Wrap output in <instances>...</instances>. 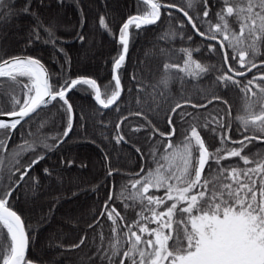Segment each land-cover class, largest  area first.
<instances>
[{
	"label": "trees",
	"instance_id": "obj_1",
	"mask_svg": "<svg viewBox=\"0 0 264 264\" xmlns=\"http://www.w3.org/2000/svg\"><path fill=\"white\" fill-rule=\"evenodd\" d=\"M160 2L185 8L196 19L200 30H207V25L197 18V12L202 14L203 11L202 3L197 0H194L192 9L186 7V0ZM208 5L209 18L215 22V13L222 6L220 0H208ZM26 6L29 9L27 13L23 11ZM146 7L141 0H3L0 6V60L15 55H30L43 62L52 74L51 83H62L59 77L86 76L96 79L103 89L111 80L113 58L121 48L118 44L120 27L128 16L143 14ZM169 12L172 13L171 17ZM101 17H104L110 31L100 25ZM37 20L45 27L53 28L58 37L55 49L51 44L42 42L47 39L43 29H40L41 41L31 37ZM180 21L185 20L178 12L162 8L161 19L156 24L139 30L130 29L129 51L120 70L124 91L119 101V112L115 108L101 109L89 91L78 87L68 95L73 106V130L57 147L49 150L43 147L41 141L55 145L52 137L63 133L67 116L61 108L62 102L53 101L32 114L31 118L12 131L10 139L6 131L0 132V140L7 145L6 149L0 147V195L20 181V172L32 160L44 156L29 170L9 198L10 206L21 215L29 230V260L36 264H108V260L102 257L111 255L109 241L113 235L110 230L112 221L105 215L95 222L110 193L113 200L109 201V206L114 205L125 217V224L137 219L139 204L132 207L133 202L126 199L135 191L130 181L156 169L152 155L154 150L156 159L164 164L165 161L160 159L164 153L162 145L168 141L159 133L170 131L169 116H172L176 129L172 138L174 145L183 140L186 129L195 123L209 151L215 152L221 147L219 137L224 130L212 123L213 118L222 117L223 122L231 126L227 132L231 140L253 135L250 131L242 133L240 122L236 119L243 114L242 93L235 87L225 88L215 83L216 77L222 75L217 70L222 64L219 52L211 53L207 48L208 42L196 36L186 21L181 28ZM173 31L183 32V36L177 34L173 37ZM81 35L83 40L78 38ZM30 38L32 43H29ZM61 48L63 52L57 50ZM184 48H199V52H193V59L204 65H215V68L199 78L175 69L166 74L165 63L183 65L186 57L180 49ZM228 51L231 52L230 49ZM259 61H264V46H261L260 55L255 58V62ZM236 68L241 70L239 65ZM223 70L227 71L225 66ZM261 71L264 69L257 68L246 78H237L244 82ZM164 79H167V85L161 83ZM0 81V111H12L9 95L22 96V84L9 83L7 78H0ZM23 83H28L26 78ZM153 93L154 99L150 95ZM213 95L221 97V100H212ZM184 100L197 105H204L209 100L212 103L204 107L208 110L203 111L208 114L203 117L195 118L196 110L187 105L178 109L176 114L171 113L170 109ZM224 100L228 102L227 105L222 102ZM137 112L143 115H134ZM181 113L191 115L181 118ZM144 116H147V120ZM121 117H128L119 129L125 142L117 143L114 139L117 135L115 125ZM206 119L209 123L207 129L203 127ZM148 121H151V125ZM213 127L217 128L216 134L209 130ZM135 128L141 130L134 131ZM154 129L159 130L155 135ZM25 141L36 144L35 150L24 151L20 146ZM238 146L231 141L225 145L228 149ZM136 149H140V152ZM257 153L264 155V141H253L243 154L255 159L254 154ZM221 165L244 167L239 158L222 160ZM216 167L212 163V168ZM16 168L20 172H16ZM44 169H48V172ZM110 169L113 170L112 176L108 175ZM208 174L206 166L204 175ZM149 194L162 197L165 190L150 189ZM125 203L130 205L127 209ZM123 231L127 229H122L121 239ZM100 233H103V239ZM82 237L85 242L79 248L69 247L79 243ZM8 242V238L0 233V248ZM118 260L119 257L114 258L115 264H118Z\"/></svg>",
	"mask_w": 264,
	"mask_h": 264
},
{
	"label": "snow or ice",
	"instance_id": "obj_2",
	"mask_svg": "<svg viewBox=\"0 0 264 264\" xmlns=\"http://www.w3.org/2000/svg\"><path fill=\"white\" fill-rule=\"evenodd\" d=\"M141 2L147 6L144 13L128 16L119 29L118 44L121 48L113 58L111 80L103 89L96 79L90 77H59L62 83H51L52 74L39 59L31 56H14L0 60V78H7L12 84H22V96L9 95L13 110L0 111V116L12 118L0 119V132L6 131L10 139L12 131L16 130L25 118H31L32 114L46 108L53 101L62 102L61 108L67 116L63 133L52 137L56 141L55 145L50 146L41 141L43 147L49 150L58 146L73 130V106L67 96L78 87L89 91L94 101L103 109L115 108L119 112V101L124 91L120 70L129 51V30H139L142 26L156 24L161 19L162 8H177L175 4L165 5L160 0ZM197 2L203 5L202 14L197 12V18L207 25L206 31L200 30L196 19L189 15L185 8H178V11L183 14L196 34L208 42V50L213 54L219 52L222 64L217 70L221 71L222 75L216 77L215 83L225 88L235 87L242 93L243 114L238 115L236 119L240 122L242 133L250 131L253 135H243L240 140H231L227 134L231 126L226 125L222 117L213 118L212 123L224 130L219 137L221 147L215 152L209 151L195 123L186 129L183 140L174 145L172 138L176 129L172 116H169L170 131L159 133L168 141L162 145L164 153L160 157L168 162L167 166L156 159L154 150L152 155L157 164L156 169L130 181L131 188L135 191L126 199L133 202L132 207L139 204L137 219L125 224V217L114 205L109 206V201L113 200L111 193L105 201L104 211L100 213L112 221L110 230L113 235L109 241L111 255L102 257L108 260V264H115V257H119L118 264H125V261H128V264H264V155L254 154L256 158L253 159L243 154L253 141H264V71L253 75L251 79H245L244 82L237 78H246L253 69H264V61L259 64L255 62V58L260 55L261 46H264V0H220L222 6L215 13V22L209 18L208 0ZM2 5L3 0H0V6ZM186 7L192 9L194 0H186ZM23 11L27 13L28 7ZM168 15L171 17L172 13L169 12ZM99 23L110 31L104 17L100 18ZM179 23L183 28L185 21ZM40 29L47 34V39L42 40ZM177 34L183 36V32L171 33L173 37ZM113 36L116 38L115 34ZM31 37L56 48L58 37L53 28L45 27L39 20ZM78 38L84 39L82 35ZM188 39L191 40L192 37L189 36ZM29 43H32L31 38ZM57 50L63 52L62 48ZM180 51L186 57L183 65L165 63L166 74L175 69L179 73L199 78L215 68V65H204L193 59V52H199V48H184ZM236 65H239L241 70H237ZM224 66H227V71L223 70ZM25 78L28 83H23ZM161 83L167 85V79ZM150 95L154 99L155 94ZM212 100H221V97L213 95ZM212 100L208 103H212ZM222 102L226 105L228 103L226 100ZM186 105L193 108L206 107L184 100L182 103H176L170 111L176 114L178 109ZM134 115L141 116L143 113L137 112ZM184 115L191 114L181 113V118ZM127 119L128 117H121L115 125L117 135L114 139L117 143L124 141L119 129ZM144 119L147 120V116H144ZM148 124L151 125V121H148ZM203 127L209 128L207 119ZM209 130L214 134L217 132L216 127ZM158 132V129H154L153 135ZM227 141L239 146L228 149L225 147ZM0 147L6 149L7 145L0 140ZM20 147L24 151H32L35 150L36 144L25 141ZM136 151L139 153L140 149ZM230 158H239L244 167L221 165L222 160L227 161ZM43 159V155L37 156L23 172L16 168V172H20V181ZM210 161L217 166L215 169ZM206 166L209 169L207 176L204 175ZM44 171L47 173L48 169ZM108 175L112 176L113 170L110 169ZM20 181H16L15 186H18ZM15 186L0 195V233L9 240L0 248V264H33L26 255L30 243L29 230L21 215L9 204ZM150 189H164L165 194L162 197L151 195ZM129 206L127 203L124 205L126 209ZM150 224L156 226L150 227ZM124 228L127 231H123L121 239ZM100 236L103 239V233H100ZM84 242L85 238L82 237L79 243L69 247L79 248ZM105 252L107 253V250Z\"/></svg>",
	"mask_w": 264,
	"mask_h": 264
},
{
	"label": "water",
	"instance_id": "obj_3",
	"mask_svg": "<svg viewBox=\"0 0 264 264\" xmlns=\"http://www.w3.org/2000/svg\"><path fill=\"white\" fill-rule=\"evenodd\" d=\"M164 4V3H163ZM165 5H170V4H165ZM178 8H181V7H178L177 6V8H172L171 10H174V11H176V12H178L183 18H184V20L186 21V18L183 16V14L181 13V12H179L178 11ZM163 9H169V8H163ZM187 22V21H186ZM190 27H191V25L190 24H188ZM142 27H144V26H142ZM192 28V27H191ZM193 30V32H194V34L195 35H197L198 37H200L198 34H196V32H195V30L194 29H192ZM130 31V30H129ZM201 38V37H200ZM201 39H203V38H201ZM15 56H30V55H25V54H22V55H15ZM11 57H14V56H11ZM31 57H33V56H31ZM8 58H10V57H8ZM8 58H6V59H8ZM35 58V57H34ZM36 59H38V58H36ZM3 60H5V59H3ZM41 61V60H40ZM41 63L43 64V62L41 61ZM257 64H259V62H257ZM45 66V65H44ZM46 67V66H45ZM226 68H227V66H226ZM254 70V69H253ZM230 74H232V73H230ZM81 77H86V76H81ZM51 82V81H50ZM68 95H69V93H68ZM67 98H68V96H67ZM93 100H94V98H93ZM96 103V102H95ZM97 104V103H96ZM207 104H209V103H206L205 105H207ZM101 109H103L99 104H97ZM188 106H191V105H188ZM103 110H105V109H103ZM0 119H4V120H10V119H12L11 117H7V116H0ZM27 118H25V120H26ZM23 122V121H22ZM21 122V123H22ZM66 140V138H64V141ZM123 142H125V140L123 141ZM60 145V144H59ZM57 147V146H56ZM16 187V186H15ZM105 205V204H104ZM14 210V209H13ZM103 210H104V206H103ZM102 210V211H103ZM101 217V215L99 216V218ZM27 255V254H26ZM33 264H36V263H33Z\"/></svg>",
	"mask_w": 264,
	"mask_h": 264
},
{
	"label": "rangeland",
	"instance_id": "obj_4",
	"mask_svg": "<svg viewBox=\"0 0 264 264\" xmlns=\"http://www.w3.org/2000/svg\"><path fill=\"white\" fill-rule=\"evenodd\" d=\"M58 15H61V13L60 12H58ZM197 36V35H196ZM200 38V37H199ZM205 105V104H204ZM208 105V104H207ZM206 105V106H207ZM192 110H196V112L194 113V117L195 118H198V117H203V116H205V115H207L208 114V112L207 111H203V110H208V109H206V108H204V107H201V108H195V109H192ZM176 144H178V143H176ZM167 161H165L164 162V164L167 166Z\"/></svg>",
	"mask_w": 264,
	"mask_h": 264
}]
</instances>
